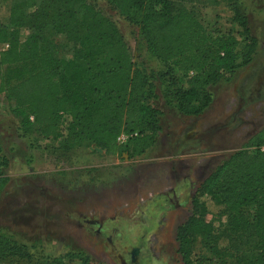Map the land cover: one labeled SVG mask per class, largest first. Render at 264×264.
Returning <instances> with one entry per match:
<instances>
[{
    "label": "rangeland",
    "instance_id": "rangeland-1",
    "mask_svg": "<svg viewBox=\"0 0 264 264\" xmlns=\"http://www.w3.org/2000/svg\"><path fill=\"white\" fill-rule=\"evenodd\" d=\"M229 1L183 4L211 35L234 33L242 55L250 44V63L230 81L208 88L213 102L198 116L180 113L174 98L165 97L166 85L154 79L150 102L162 112V129L141 154L113 155L74 138L68 131L69 117L62 123V136L43 138L33 122L22 124L25 115L17 116L0 94V170L9 179L0 195V234L25 247L36 263L44 254L46 260L63 256L69 264H82L80 259L90 264H230L225 252H211L200 236H192L189 245L185 241L183 254L177 236L194 214L192 199L199 185L264 125V0H237L248 16L246 34L233 20ZM15 2L0 0V25H9ZM87 3L115 23L135 68L154 74L166 70L147 52L138 26L111 3ZM36 9L37 4L31 11ZM12 30L21 41L31 32L26 26ZM51 39L61 56H70L65 36ZM7 47L1 43L0 51ZM14 67L0 66V84L1 74ZM181 84L185 79L179 74ZM209 206L207 217L219 236L228 217ZM245 242L248 247L254 244L252 238ZM19 261L3 264H30Z\"/></svg>",
    "mask_w": 264,
    "mask_h": 264
},
{
    "label": "trees",
    "instance_id": "trees-1",
    "mask_svg": "<svg viewBox=\"0 0 264 264\" xmlns=\"http://www.w3.org/2000/svg\"><path fill=\"white\" fill-rule=\"evenodd\" d=\"M107 1L138 26L147 52L166 70L154 74L135 68L115 23L87 0H16L9 25H0V44H8L0 51V66L15 65L1 74L0 94L12 103L17 116L25 115L22 124L33 122L43 138L62 136V123L69 117L68 131L74 138L94 143L109 154L137 155L155 143L162 129V112L150 102L154 79L166 85L165 97L174 98L180 113L198 116L213 102L208 88L230 81L250 63L251 45L242 55L234 33L211 35L183 0ZM229 2L233 20L243 33H249L248 16L240 2ZM25 26L31 32L21 41L12 28ZM52 35L66 37L70 56L55 50ZM179 74L184 85H179ZM122 133L131 136L125 144L118 143ZM263 146L264 125L199 185L192 201L194 214L177 232L183 254L185 241L189 245L192 236H200L211 252H225L230 264H264ZM8 181L0 170V195ZM209 202L218 214L228 217L219 236L207 217ZM4 236L0 234V264L18 260L69 264L63 256L46 260L44 254L36 263L25 247ZM250 238L254 244L248 247L244 241ZM245 252L247 256L241 254ZM80 261L90 264L88 259Z\"/></svg>",
    "mask_w": 264,
    "mask_h": 264
},
{
    "label": "built area",
    "instance_id": "built-area-1",
    "mask_svg": "<svg viewBox=\"0 0 264 264\" xmlns=\"http://www.w3.org/2000/svg\"><path fill=\"white\" fill-rule=\"evenodd\" d=\"M31 119L33 120V117H31ZM130 137H131V136L127 135L126 133H122V134L119 136V138H118V142L125 144V143L129 140ZM260 149H261L262 151H264V146L261 147Z\"/></svg>",
    "mask_w": 264,
    "mask_h": 264
},
{
    "label": "flooded vegetation",
    "instance_id": "flooded-vegetation-1",
    "mask_svg": "<svg viewBox=\"0 0 264 264\" xmlns=\"http://www.w3.org/2000/svg\"><path fill=\"white\" fill-rule=\"evenodd\" d=\"M197 190V189H196ZM196 192V191H195ZM195 195V194H194ZM194 197V196H193ZM192 201H193V199H192ZM135 253L132 251V253H131V256H133ZM133 258H134V256H133Z\"/></svg>",
    "mask_w": 264,
    "mask_h": 264
},
{
    "label": "crops",
    "instance_id": "crops-1",
    "mask_svg": "<svg viewBox=\"0 0 264 264\" xmlns=\"http://www.w3.org/2000/svg\"><path fill=\"white\" fill-rule=\"evenodd\" d=\"M262 126H263V125H262ZM262 126H261V127H262ZM261 127H260V128H261ZM253 134H254V133H253ZM250 135H252V134H249V136H250Z\"/></svg>",
    "mask_w": 264,
    "mask_h": 264
}]
</instances>
